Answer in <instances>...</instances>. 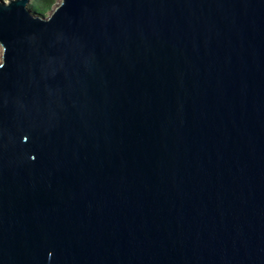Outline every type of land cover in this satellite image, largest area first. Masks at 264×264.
Returning a JSON list of instances; mask_svg holds the SVG:
<instances>
[{
  "label": "water",
  "instance_id": "95a60500",
  "mask_svg": "<svg viewBox=\"0 0 264 264\" xmlns=\"http://www.w3.org/2000/svg\"><path fill=\"white\" fill-rule=\"evenodd\" d=\"M0 0V264H264V0Z\"/></svg>",
  "mask_w": 264,
  "mask_h": 264
},
{
  "label": "trees",
  "instance_id": "16d2710c",
  "mask_svg": "<svg viewBox=\"0 0 264 264\" xmlns=\"http://www.w3.org/2000/svg\"><path fill=\"white\" fill-rule=\"evenodd\" d=\"M55 0H30L28 5L34 11L45 12Z\"/></svg>",
  "mask_w": 264,
  "mask_h": 264
},
{
  "label": "rangeland",
  "instance_id": "374dc122",
  "mask_svg": "<svg viewBox=\"0 0 264 264\" xmlns=\"http://www.w3.org/2000/svg\"><path fill=\"white\" fill-rule=\"evenodd\" d=\"M58 0H55V2H54V4L53 5H51L49 8H48V10L47 11H45L44 13L45 14H48V13H50V11L54 8V5H55V3L57 2ZM1 46H0V57H1ZM0 60H1V58H0Z\"/></svg>",
  "mask_w": 264,
  "mask_h": 264
},
{
  "label": "snow or ice",
  "instance_id": "6c2138e0",
  "mask_svg": "<svg viewBox=\"0 0 264 264\" xmlns=\"http://www.w3.org/2000/svg\"><path fill=\"white\" fill-rule=\"evenodd\" d=\"M5 2H7V0H5Z\"/></svg>",
  "mask_w": 264,
  "mask_h": 264
}]
</instances>
